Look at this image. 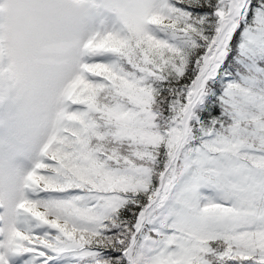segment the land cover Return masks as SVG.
Returning <instances> with one entry per match:
<instances>
[{"label":"snow or ice","instance_id":"6c2138e0","mask_svg":"<svg viewBox=\"0 0 264 264\" xmlns=\"http://www.w3.org/2000/svg\"><path fill=\"white\" fill-rule=\"evenodd\" d=\"M0 264H264V0H0Z\"/></svg>","mask_w":264,"mask_h":264}]
</instances>
